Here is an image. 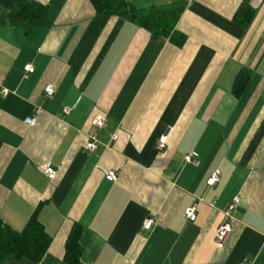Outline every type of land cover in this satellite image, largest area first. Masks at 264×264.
<instances>
[{"label":"crops","instance_id":"1","mask_svg":"<svg viewBox=\"0 0 264 264\" xmlns=\"http://www.w3.org/2000/svg\"><path fill=\"white\" fill-rule=\"evenodd\" d=\"M128 1L180 10L184 42L90 0H0V217L22 230L38 211L52 237L40 261L0 264H69L77 222L84 264H264V0ZM28 2L44 7L29 31L11 21ZM98 115L106 125L92 153ZM235 198L233 231L219 248L217 227ZM197 203L191 221L185 211Z\"/></svg>","mask_w":264,"mask_h":264},{"label":"trees","instance_id":"2","mask_svg":"<svg viewBox=\"0 0 264 264\" xmlns=\"http://www.w3.org/2000/svg\"><path fill=\"white\" fill-rule=\"evenodd\" d=\"M90 1L98 12L128 17L154 35L174 37L179 34L175 29L181 12L178 9H140L130 4L128 0ZM43 9L42 5L34 2L19 4L11 15V21L14 23L18 22L29 31L36 24ZM184 40L185 36L182 35L175 42L181 45ZM248 75L249 71H242L238 75L235 83V91L238 94L243 91ZM82 231V224L77 222L72 226L68 235L65 260L69 264H84L81 259L83 249L80 243ZM51 241L52 237L46 232L39 220L38 211L34 213L22 230L12 228L0 217V262L24 257L38 262L46 254Z\"/></svg>","mask_w":264,"mask_h":264},{"label":"built area","instance_id":"3","mask_svg":"<svg viewBox=\"0 0 264 264\" xmlns=\"http://www.w3.org/2000/svg\"><path fill=\"white\" fill-rule=\"evenodd\" d=\"M25 70L29 73H33L35 68L32 64H28L25 66ZM45 91V95L48 97H51L54 95L55 93V86L52 84H47L44 88ZM71 109L70 108H65L64 112L66 113H70ZM29 125H34L37 122V117L33 116V117H28L25 120ZM106 125V117L105 115H98L93 119V123H92V128L90 129V131L87 133V142H86V148L88 149V151L90 152H95L97 150L98 147V143H99V139L97 137V132L98 129L105 126ZM171 129H167L165 134L160 138L159 142H158V148L160 150H162L163 148H165L166 146V141L167 138L170 134ZM118 135L115 134L114 135V139H117ZM186 161H191L192 160V156L191 155H187L185 157ZM43 173L50 179V180H54L56 175H57V169L55 167H53L52 165H46L42 168ZM105 177L109 180V181H115L117 179V174L115 171L113 170H109L106 171L105 173ZM220 179V170L217 169L212 175L211 177L208 179L207 183L210 186L215 185ZM239 198H235L227 207V209L224 210V215L225 218L224 220L219 223L218 227H217V245L219 248H223L228 239L230 238L232 231H233V221H234V215H233V211L236 209V207L239 204ZM198 203L193 205L192 207L188 208L185 211L186 217L191 220V221H196L197 217H198ZM154 225V219L153 218H148L145 220L144 222V229L146 230H150ZM241 264H248L247 262L243 261Z\"/></svg>","mask_w":264,"mask_h":264}]
</instances>
